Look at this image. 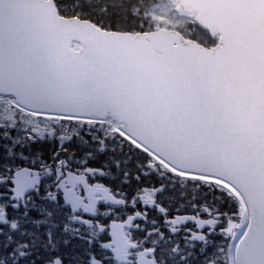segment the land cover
Returning <instances> with one entry per match:
<instances>
[{
  "label": "snow or ice",
  "instance_id": "snow-or-ice-1",
  "mask_svg": "<svg viewBox=\"0 0 264 264\" xmlns=\"http://www.w3.org/2000/svg\"><path fill=\"white\" fill-rule=\"evenodd\" d=\"M0 264H264V0H0Z\"/></svg>",
  "mask_w": 264,
  "mask_h": 264
}]
</instances>
